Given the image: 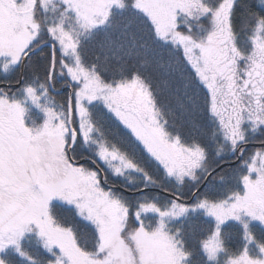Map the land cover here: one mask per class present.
<instances>
[{"label":"snow or ice","instance_id":"snow-or-ice-1","mask_svg":"<svg viewBox=\"0 0 264 264\" xmlns=\"http://www.w3.org/2000/svg\"><path fill=\"white\" fill-rule=\"evenodd\" d=\"M0 264H264V0H0Z\"/></svg>","mask_w":264,"mask_h":264}]
</instances>
